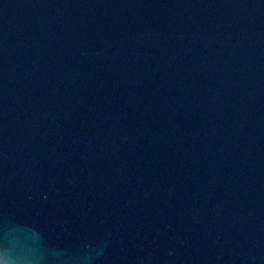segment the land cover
Segmentation results:
<instances>
[{"label":"water","instance_id":"1","mask_svg":"<svg viewBox=\"0 0 264 264\" xmlns=\"http://www.w3.org/2000/svg\"><path fill=\"white\" fill-rule=\"evenodd\" d=\"M0 264H264V0H0Z\"/></svg>","mask_w":264,"mask_h":264}]
</instances>
